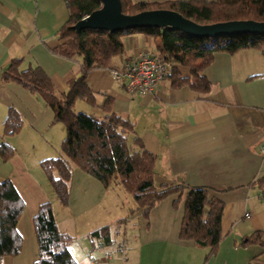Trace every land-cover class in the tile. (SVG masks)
I'll use <instances>...</instances> for the list:
<instances>
[{
  "label": "crops",
  "instance_id": "1",
  "mask_svg": "<svg viewBox=\"0 0 264 264\" xmlns=\"http://www.w3.org/2000/svg\"><path fill=\"white\" fill-rule=\"evenodd\" d=\"M130 1L160 5L213 0ZM68 19L67 0H0V146L7 144L17 154L8 163L0 160V183L11 182L25 204L18 226L23 251L3 264H35L39 250L34 219L38 209L48 203L77 264H251L260 249L241 245L255 233L264 236V192L255 183L264 179L260 152L264 146V51L217 56L205 73L213 92L203 99L188 89L172 91L164 81L154 95L137 97L129 95L109 72L89 77L98 105L104 107L107 98L113 99L115 113L135 126L147 151L157 158V186L186 185L221 194L226 206L224 239L216 257L205 263L207 251L179 240L184 205L175 208V198L156 207L146 220L133 213V202L123 204L121 187L106 190L75 170L69 206H60L40 165L62 157L65 128L55 124L54 114L40 99L4 83L2 75L12 62L20 60L23 71L39 68L57 92L64 93L80 68L53 57L49 48L57 45L55 35ZM125 39L126 57L120 68L141 54L157 55L159 40L140 35ZM80 107L103 116L100 109ZM10 111L19 115L23 128L18 136L5 138L4 123ZM127 218L128 227L136 228V243L131 245L117 241L116 235L124 231L123 226L117 228V222ZM105 227L115 240L110 246L91 237ZM101 246L91 259L90 254ZM122 249L127 250L125 256Z\"/></svg>",
  "mask_w": 264,
  "mask_h": 264
},
{
  "label": "trees",
  "instance_id": "2",
  "mask_svg": "<svg viewBox=\"0 0 264 264\" xmlns=\"http://www.w3.org/2000/svg\"><path fill=\"white\" fill-rule=\"evenodd\" d=\"M125 16L155 11L180 15L197 26H214L230 23L253 22L264 24V0H213L170 2L165 4H133L120 0ZM69 19L56 33L51 55L79 66L80 74L67 84L64 93L57 92L49 78L39 69L22 70V61H14L2 75V81L23 88L40 99L55 116V124L65 128L66 136L61 147L62 157L49 159L40 167L51 189L63 208L69 206L70 185L75 170L94 179L106 190L121 187L135 205L138 213L148 220L152 211L170 198L174 207L184 202V214L179 233L182 243H192L197 249L208 252L205 263L211 261L223 243L222 223L225 203L220 193L208 188L186 185L156 184L157 158L149 153L136 133L135 126L114 111L115 101L107 98L104 107L98 105L89 83L91 74L100 71L125 72L123 39L144 36L159 40L155 60L165 65L164 82L172 91L188 89L200 98L213 92V84L205 73L217 56L233 57L245 51H264V37L237 35L215 39H197L180 32L160 30L134 31L110 34L107 32L73 29L102 8L98 0H67ZM130 61H128L129 63ZM184 72L188 75L184 76ZM81 104L100 109L102 118L77 110ZM23 128L19 115L10 111L4 123V137L18 136ZM15 150L7 144L0 146V160L8 163L16 158ZM264 192V179L255 182ZM25 212V204L11 182L0 183V264L7 258H17L23 251V239L18 231ZM127 220L117 222V228ZM38 244L35 264H77L69 245L61 236L50 203L42 205L34 219ZM101 244L115 243L110 228L91 234ZM257 247L261 254L251 264H264V236L255 233L241 245Z\"/></svg>",
  "mask_w": 264,
  "mask_h": 264
},
{
  "label": "water",
  "instance_id": "3",
  "mask_svg": "<svg viewBox=\"0 0 264 264\" xmlns=\"http://www.w3.org/2000/svg\"><path fill=\"white\" fill-rule=\"evenodd\" d=\"M102 8L99 12L86 18L73 30L79 34L83 31L107 32L110 34L127 33L145 30L162 32H180L197 39H215L237 35L264 37V24L253 22L230 23L214 26H197L178 14L155 11L125 16L122 13L120 0H98Z\"/></svg>",
  "mask_w": 264,
  "mask_h": 264
},
{
  "label": "built area",
  "instance_id": "4",
  "mask_svg": "<svg viewBox=\"0 0 264 264\" xmlns=\"http://www.w3.org/2000/svg\"><path fill=\"white\" fill-rule=\"evenodd\" d=\"M167 68L155 60L150 54H141L136 59L125 65V72H109L110 77L117 83L123 85L129 95L137 97H149L154 95L160 83L164 81ZM260 152L264 157V146L260 147ZM250 220V216H245ZM102 246L90 254L92 259ZM122 256L127 254L126 249H122Z\"/></svg>",
  "mask_w": 264,
  "mask_h": 264
},
{
  "label": "rangeland",
  "instance_id": "5",
  "mask_svg": "<svg viewBox=\"0 0 264 264\" xmlns=\"http://www.w3.org/2000/svg\"><path fill=\"white\" fill-rule=\"evenodd\" d=\"M125 38L123 40H127ZM126 49H128V48H126ZM187 75H188V73L187 72H184V76H187ZM80 109H81L80 106L77 107V110H80ZM89 110H90V108H89ZM120 192L122 193V195L120 197L122 198L123 204H124V202L125 203H128L129 202L130 204L133 202L132 201V198L128 194H126L122 190ZM179 205L180 206H178V207H180V209H182V206L184 205V202L181 203V204H179ZM128 225H129V223H126L125 224V227L124 226L122 227V229L124 231L120 235H118V234H116V235H117V239H118L117 241H123V240H125V241H127V243H129V245H131L132 243H136L135 242L136 241V236H135V239L133 237V235H135L136 228H135V225H131L130 227H128ZM127 227H128V229H127ZM130 250L133 251L134 248H131ZM234 264H235V262H234Z\"/></svg>",
  "mask_w": 264,
  "mask_h": 264
}]
</instances>
